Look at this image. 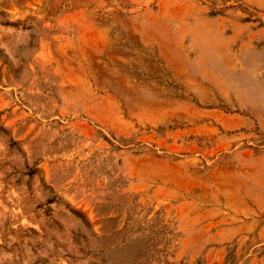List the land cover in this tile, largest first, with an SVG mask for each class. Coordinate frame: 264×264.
<instances>
[{
	"label": "rangeland",
	"instance_id": "1",
	"mask_svg": "<svg viewBox=\"0 0 264 264\" xmlns=\"http://www.w3.org/2000/svg\"><path fill=\"white\" fill-rule=\"evenodd\" d=\"M0 264H264V0H0Z\"/></svg>",
	"mask_w": 264,
	"mask_h": 264
}]
</instances>
